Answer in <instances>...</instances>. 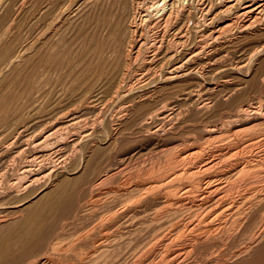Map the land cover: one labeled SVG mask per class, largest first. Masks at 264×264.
<instances>
[{
  "label": "bare ground",
  "instance_id": "bare-ground-1",
  "mask_svg": "<svg viewBox=\"0 0 264 264\" xmlns=\"http://www.w3.org/2000/svg\"><path fill=\"white\" fill-rule=\"evenodd\" d=\"M70 8L75 11L72 40L63 37L66 28L58 32ZM233 72L244 75L229 78ZM261 87L264 0H0V264H123L124 231L116 206L142 186L133 185L125 195L124 190L109 195V190L101 203L94 197L96 202L80 204L81 192L121 174L124 167L115 165L114 158L130 134L170 140L180 123L218 117L223 109L230 111L218 122L197 128L202 143L225 140L231 153L252 148L264 140V96L255 102L243 97ZM174 148L158 154L162 163L155 172L170 178L153 181L165 188L179 178L176 166L200 154L196 148ZM223 155L201 157L194 168L210 169ZM250 155L233 160L227 170L233 178L264 163L263 154ZM187 170L193 172L192 166ZM228 179L206 186L203 193L210 200L218 188L224 193L205 211L218 210L221 219L231 215L222 231L246 244L231 253L232 259L213 264H264V215L255 212L264 199L260 185L252 183L235 200ZM152 198L156 200L150 193L147 199ZM242 200L248 201L247 209L239 207ZM92 207H102L109 222L78 228L85 216L78 211ZM180 210L176 204L169 216ZM247 216L251 218L244 222ZM207 225L215 232L212 222ZM130 228L132 234L143 229Z\"/></svg>",
  "mask_w": 264,
  "mask_h": 264
},
{
  "label": "rangeland",
  "instance_id": "rangeland-1",
  "mask_svg": "<svg viewBox=\"0 0 264 264\" xmlns=\"http://www.w3.org/2000/svg\"><path fill=\"white\" fill-rule=\"evenodd\" d=\"M25 5L27 6L28 4L25 3L23 8H26ZM73 6L74 5H72L71 7L74 8ZM72 8L69 9L70 12L69 11H65L63 13V15L61 17V20H60L61 21V25H59L60 28L58 27L59 28L58 32H62L63 29L66 28L65 31L63 32L64 33L63 37L65 38V36H66V39L68 37L71 38V36L73 35V29H71V25H72V23L74 21V17H75L74 12L75 11L74 10L71 11ZM67 19H69V20H67ZM61 29H62V31H61ZM68 32H69V34H68ZM63 33H62V35H63ZM55 36H57V35H54V38H55ZM72 39L73 38H71L70 40H72ZM260 56L258 55L257 57H260ZM237 74H239V76ZM242 74H243V72L242 73L241 72H239V73L238 72H233L232 74H229L228 76H229V78L231 77L233 79L234 78L238 79V78H242L243 77L244 74L243 75ZM260 89H256L255 91L248 92L246 95H244L243 99L244 100L248 99L250 101L255 102V100H257L258 97L262 98L264 95L261 96V94H264L263 93L264 92V87H261ZM202 97H204L203 94H202ZM262 107H264V105H262ZM223 110H220V115L219 116H221V114L222 115L223 114H227L230 111L228 109H223ZM225 111H227V112H225ZM207 116L208 115H206L205 117L202 118V120H204L205 122L204 121H202V122L201 121H193L194 122L193 123L192 121H189V122L186 121V122H188L187 124H186V122H183L182 124L180 123L177 128L171 130L172 131L171 132L172 133V137H171L170 140H165V138L163 139L162 137H159V135L155 136L154 134H147V135H149V136H147L145 133L143 134V132H140L141 134L140 133H136L135 135L134 134H132V135L130 134L131 136L127 135L129 138L127 137L128 139H127V141H125L126 143L124 142L123 146L116 151L117 154H116V156L114 158L116 160L113 159L117 163L115 165H119L120 168L124 167L123 169H121L122 171L120 170L121 174L119 172L120 175L118 177H117V175L115 176L117 179L114 177V178L110 179L111 182L109 180H108L109 182H105L104 183L105 185L104 184L103 185H99L96 188L89 189V191L87 189H85V190H83L81 192L80 198H82L83 200L81 199L80 201H78L80 204L84 203L85 201L86 202H90V200H91V202H93L95 198H96L95 199L96 201L98 200L97 201L98 203H101L100 201L105 200L106 196H108V193L106 195V192H108L109 190L111 192V193L109 192L110 193L109 195H111L112 193H116V192L117 193H121V192H123V190H124V195H125L126 194V190L128 188L132 187L133 185L139 183L140 186H142L140 191L136 190L134 192V193H138V192L141 193L139 195V197H138L137 194H136L137 196L134 195V193H132L129 197H128V194H126L124 196L123 204L122 203L118 204L116 206L117 209L115 208L116 211H120L121 212L120 216L123 219L121 218L119 220L122 222V226H123L122 228L123 229L120 228V230L122 229L124 231V234H123L124 251L120 255L121 258L122 257L123 258L120 259L119 262H121V260H123L124 261L123 264H167V263L168 264H213L214 262L215 263L216 262L217 263H219V262L223 263L227 259L228 260L232 259L234 257L233 254L238 252L246 244V241L243 238H239L238 236L233 237V235L232 236L231 235L227 236V234H224V232L222 231V229L227 226V222H229L228 220H230V218L232 217L231 215H224V216H222V219H221L220 217H216V214H219L218 210H217L218 212L216 211L213 214H210V215L208 214L209 217L207 215V211L209 209L210 204H213L212 203L213 200H214V202L218 201L215 198L218 197V196L221 197L222 194L224 193L222 188L220 187V189L218 188V190L216 192H214L215 193L214 194L215 197L212 200H210L209 197L206 198V194L203 193V192H205V190H206L205 188H206V186L208 184H213V183L215 184V182L220 183V182H223L224 180H225L224 182H227V179H228L227 176L228 175L230 176V174H231L230 178L228 179V181L232 182V184H231V186H232L231 187V193L229 194V196L231 198L234 197L235 200L240 198L241 197L240 193H241V191L243 189H246L247 186L251 188L254 185H260V190H261L260 192H261V194L264 197V193L262 192V191H264V188H263L264 187V179H263L264 178V170H262V169H264V163L261 165V167H259L260 169L262 168L261 171H259L260 169L258 168V170L255 171V172L247 173V174H244L242 176H238L237 178L236 177L233 178L235 176L233 171H230V172L227 171L232 166L231 163H233V160L238 158V156H240V155L244 156L246 154H249V155L251 154L250 156L258 157V156H261L263 154L262 157H264V140L263 141L262 140L259 141L255 146L253 145L252 148H245V149H241L240 147L234 148L232 151L235 150V152H237L238 149L242 150L240 153L233 152L235 154V156H234L233 153H231V151L230 152L229 151L226 152V150H229L228 148H230V147L225 146L226 145V141L225 140H223V141L222 140H220V141L218 140L217 141V139H215V138H210V140L202 143V139L200 137H198L200 135L199 129L197 130V128H199V125L204 124V123L212 124V122L216 123V122H218L217 118H219V116L218 117L217 116H215V117H207ZM209 118H211V119H209ZM213 118L217 119V120H214ZM85 119L87 120V118H85ZM205 119H207V120H205ZM206 121H208V123ZM189 123L191 124L190 126H189ZM193 127H194V129H193ZM238 127L241 128L242 126L238 125L237 128ZM195 130H197V131H195ZM198 133H199V135H198ZM167 134H170V132H168ZM134 136L135 137L138 136V137L135 138ZM139 136L142 137V138H140ZM158 137H159V139H158ZM194 137H196V138H194ZM133 138L135 139V141H133ZM173 138H175L176 140H173ZM130 140H132V142ZM198 141H200L202 144H200V142H198ZM182 142H185V144L187 143L186 144L187 146L185 144H183ZM213 144H214V146H213ZM198 145H199L200 149L198 148ZM169 146L175 147L174 148L175 150L180 149V150H183V151L184 150L185 151H191L192 148H196V150L200 151L199 155H201V156L197 155L196 156L197 158L193 157V158L189 159L191 161L188 160L189 162L187 161L185 163H181L180 165L176 166L177 170L180 171V172L177 171V173H176L180 179L179 178L177 179V177L174 178V180H172V182L170 181L171 185H172L173 182H175V183H173L172 187L170 186V188L169 187L165 188V187H163V185L160 186L161 182H155L154 183V181L160 180V181H162V183H165V181H167L170 178V177L166 178L169 173H166L164 175V173L161 172L158 175V173H156L155 170H157V168L162 163V161H160V158H159L160 156H158V154L161 155L160 151L162 149H164V148L169 147ZM209 146H210V148H209ZM215 146L218 148L217 151H216L217 148H215ZM223 148H224V152H223ZM210 149H212V150H210ZM220 150H221V152H220ZM118 151H119V153H118ZM155 152H159V153H155ZM221 153L222 154L224 153L225 155H223L221 159L218 158L217 164H215V166L214 165L211 166L210 169L209 168L208 169L205 168V170H204L203 168H200L198 170V169L194 168L195 164H196L195 165V167H196L197 165H200L202 163V162H200V158L201 157L202 158H206L208 155L219 156V155H221ZM227 153H229V154H227ZM255 153H256V155L254 156ZM203 154H205V155H203ZM238 154H240V155H238ZM116 157H118L119 159L116 158ZM231 158H233V159H231ZM195 159H196V161H195ZM191 162H192V164L190 165ZM193 163H194V165H193ZM189 166H192V170L191 171H193L195 169L198 170V171L197 172L193 171V172L190 173V170L189 171L187 170V168ZM178 167H179V169H178ZM215 167H217V168H215ZM176 168H174V169H176ZM182 168H184L185 170L183 171ZM223 169L225 170V172H224ZM222 170H223V172H222ZM178 172H179V174H178ZM182 172H184V173H182ZM187 172H189V173H187ZM256 172H257V174H256ZM188 174H189V176H188ZM190 174H191V176H190ZM118 178H119V180H118ZM164 178H165V181L163 182ZM115 179L118 180V181H116ZM137 180H139V181H137ZM246 181H248V182H246ZM260 181H261V183H260ZM193 183H194V185L196 187L194 185H192ZM252 183H254V185ZM155 185H158V186H155ZM94 189H95V191H94ZM184 189H186V190L184 191ZM92 191H94V192H92ZM154 191L156 192L157 195L154 194L155 193ZM221 191H222V193H220ZM235 192L237 193V195H236ZM104 193H105L106 196L104 195ZM150 193L152 194V196L154 195V197H156L155 198L156 200H154V198L147 199L148 195ZM142 195H143V197H142ZM211 195L213 196V194H211ZM103 196H104V199H103ZM131 196L132 197L136 196V197L132 198ZM165 197L166 198L167 197H169V198L171 197L172 198V199L170 198V200H168V202H170V203H168L167 201H164L166 199ZM137 198H139V199H137ZM204 198H205V200H204ZM249 198L245 199V200H249ZM134 200H137V201L139 200V201L137 203V201H134ZM96 201H94V202H96ZM242 201L244 202V200H242ZM242 201L239 203V207L241 209H242V207L247 209L248 208L247 206L249 205L248 201L244 202L245 205H244V203H242ZM202 202H203V204L205 206L203 204H200V205L198 204V203H202ZM79 203H76L75 205L78 206ZM262 203L264 204V199L261 201V204ZM176 204L180 206V208L183 211L184 215H181L182 211L180 210L181 214H180V211H179V215L177 214V216H175V217L174 216L170 217L168 209L172 208V207H175ZM193 204L195 205V207H194ZM261 204H260V206L257 205L255 212L264 215V211H263L264 210V205L263 204L261 205ZM187 205H190V207L188 209L192 208L191 209L192 212L187 210V208H185ZM198 206H199V208H198ZM195 208H197V209H195ZM77 209L78 208L75 207V211L76 212H77ZM102 209H103L102 207L101 208L92 207V208H87V209L85 208L83 211H78L79 214L81 215V217H82V215H85V216H83V218L86 220V222L82 218L80 219V221L78 220V222H79V224L77 223V226H79L78 228H81V226H84L85 224L87 225L88 223L89 224L87 225L86 229H88L90 227V225L91 226H93V225L97 226V225L102 224V222H103V224L104 223H108L109 222L108 220L110 218L108 217L109 218L108 219L106 217L109 216V215H108V213L102 211ZM195 210H197V211H195ZM199 210H200V212H199ZM205 210H207V211H205ZM75 211H73V212H75ZM204 211H205L204 214L207 216V218L203 214ZM133 212H134L135 215L133 214ZM131 213H132L133 216L131 215ZM192 213H194V214H192ZM147 214L149 215V217H150V214L151 215L152 214L155 215V216H152V217H154V219L152 221L147 220L148 219V215ZM167 215L169 217H167ZM180 215H181V218H180ZM211 216L214 219L215 218L216 219L215 220L212 219ZM97 217H99V218L97 219ZM225 217H227V218H225ZM118 218L119 217H117V219ZM167 218H169V219H167ZM250 218L251 217H249V216L245 217L244 218L245 219L244 222H246L247 220H250ZM198 219H199L200 222L197 221ZM70 220L71 219H69L67 221H70ZM101 220H103V221L101 222ZM209 220H210V222H209ZM81 221H82V223H81ZM169 221H171V222H169ZM99 222H100V224H99ZM205 222L207 224H210L212 222L213 223L212 228H215V232L216 231L217 232L215 233L214 230L213 231L210 230V228H208L209 226L207 224H204ZM151 223H153L154 225L151 224ZM222 223H223V225H222ZM81 224H84V225H81ZM161 224H163V225H161ZM259 225L260 224H257L254 229H258ZM133 226L134 227L140 226L143 229L140 230L137 234H132L130 232H129L130 233L129 234L128 230H129L130 227H131L130 230L133 229L134 228ZM152 229L153 230L155 229V230L153 231ZM68 230L72 231V229H68ZM178 230H179V232H178ZM152 232H154V233H152ZM78 233H82V231L80 230V232H78ZM206 235H207V237H206ZM208 238H210V239H208ZM195 243H196V247H195ZM193 247H194V249H193ZM196 249H198V250H196ZM231 253H233V254H231ZM116 264H119V263H116Z\"/></svg>",
  "mask_w": 264,
  "mask_h": 264
}]
</instances>
